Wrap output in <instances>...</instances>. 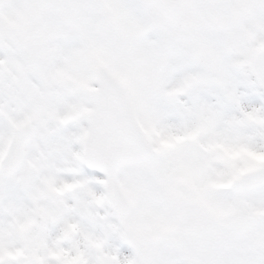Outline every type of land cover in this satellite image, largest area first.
<instances>
[{
  "label": "snow or ice",
  "instance_id": "obj_1",
  "mask_svg": "<svg viewBox=\"0 0 264 264\" xmlns=\"http://www.w3.org/2000/svg\"><path fill=\"white\" fill-rule=\"evenodd\" d=\"M0 264H264V0H0Z\"/></svg>",
  "mask_w": 264,
  "mask_h": 264
}]
</instances>
